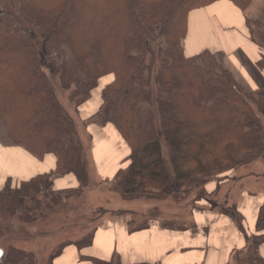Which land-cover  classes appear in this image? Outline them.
<instances>
[{
    "label": "trees",
    "instance_id": "16d2710c",
    "mask_svg": "<svg viewBox=\"0 0 264 264\" xmlns=\"http://www.w3.org/2000/svg\"><path fill=\"white\" fill-rule=\"evenodd\" d=\"M214 1L0 0V133L37 157L53 153L55 170H70L86 186L83 148L54 78L79 103L91 95L100 77L112 75L92 116L101 126L112 124L129 147L130 162L113 175L117 191L130 198L181 199L200 188L205 196L195 198L191 210L216 208L209 199L216 191L209 194L205 185L234 180V174L222 175L263 156L264 98L261 92L247 91L222 67L220 52L185 56L180 45L187 28L184 13ZM230 1L244 10L251 0ZM246 25L251 39L264 49V26L250 20ZM160 37L165 39L162 57L147 49ZM257 65L264 68V55ZM249 124L256 128L246 130ZM48 178L37 176L20 189L7 185L0 190V210L15 215L16 199L23 192L38 204L39 196L55 204L58 196L49 192ZM219 212L244 233L235 204ZM176 222L180 226H159L181 229L187 219L169 220ZM129 224L132 232L149 223L133 229ZM255 231L245 235V247L235 250L228 264H264L258 251L264 242V202ZM93 234L77 250L90 246ZM79 258L122 264L118 255L109 260ZM0 264L35 262L30 253L10 248L0 249Z\"/></svg>",
    "mask_w": 264,
    "mask_h": 264
},
{
    "label": "rangeland",
    "instance_id": "374dc122",
    "mask_svg": "<svg viewBox=\"0 0 264 264\" xmlns=\"http://www.w3.org/2000/svg\"><path fill=\"white\" fill-rule=\"evenodd\" d=\"M186 15L185 12L183 20H186ZM183 24L185 25L184 21H181V25ZM164 41L165 39L160 37L155 43H148V51L162 57L165 52ZM182 41L183 38L180 39L181 46ZM221 65L228 70L223 65L222 56ZM228 71L232 74L230 70ZM112 74L114 75V73ZM233 77L235 78L234 75ZM111 78L113 79L111 75L100 77L98 85L94 87L91 95L84 102L79 103L76 98L70 100L69 90L60 86L57 76L54 78L59 101L73 118L77 136L83 148L87 165L86 186L82 185L80 182L83 181L79 180L70 170L56 171V157L53 153L47 152L43 156L37 157L23 147L14 145L0 133V145L22 149L21 157H16L23 166H26V169L19 174L11 175L7 172L0 175V190H3L7 185L12 189H20L37 176L48 175L49 192L58 196L55 204L49 203L48 198L39 196L38 204L35 200L27 199L23 192L16 199L15 215L5 214L0 210L1 250L5 251L11 248L18 252L30 253L35 264H47L49 257L56 253L59 246L66 245L54 258L53 264H55L63 252L71 251V248L77 249V245H81V243L87 244L92 232L104 222L121 220L126 224V227L130 223L128 227L131 229L143 226L153 220L158 224L161 222V224L180 226L177 225V222L169 224V220L175 218L176 221L179 219L181 223L186 221L193 208V200L205 196L201 189L197 188L181 199L169 196L157 198L154 195L145 196V198H136L137 196L130 198L117 191L113 176L110 177L106 174L104 176L108 178H105L98 173V167L93 161V154L97 151H100L107 160H110V156L117 151V163L114 161L113 166H117L118 169L125 167L130 162L128 155L118 162L122 154L112 142L113 134L116 137L119 134L115 127L110 123L101 126V123L92 116L101 104V89L106 85L103 83L105 79ZM235 80L237 79L235 78ZM262 112H264V102ZM255 128V124L245 126L246 130ZM107 129H110L111 132ZM121 141H123L124 147H128L123 139ZM30 156L37 161V164L27 161ZM44 156H49L50 161L44 162ZM262 160L263 156L248 165L238 167L236 180L224 186L221 193L222 199H226L228 195H237L240 188L264 190V163ZM48 204L49 206H47ZM201 204L204 205L205 202H201ZM87 248L89 249V247ZM87 248H84L83 251L86 255L87 252L90 255L91 250ZM235 263L231 261L230 264Z\"/></svg>",
    "mask_w": 264,
    "mask_h": 264
},
{
    "label": "crops",
    "instance_id": "0c3cea01",
    "mask_svg": "<svg viewBox=\"0 0 264 264\" xmlns=\"http://www.w3.org/2000/svg\"><path fill=\"white\" fill-rule=\"evenodd\" d=\"M246 20L264 26V0H251L244 10L230 0H217L192 9L187 14L182 48L185 56H193L204 50L220 52L224 67L232 72L238 82L248 91L261 92L264 98V68L257 65L264 55V49L251 39ZM111 80L105 79L103 85ZM121 140L119 134L118 137L113 134L112 142L122 154L118 162L129 153V148L124 147ZM116 157L117 154L113 153L107 160L100 151L94 153L93 161L98 173L105 178H108L104 176L106 174L112 177L118 169L113 166L114 161L117 163ZM49 161L50 157L44 156V162ZM28 162L37 164L35 159ZM228 174L236 176L234 171L222 176ZM232 179L207 183L205 190L209 194L213 195L216 191L214 196L209 197L212 203H216V208L208 205L209 208L191 210L187 223L181 229L160 227L157 221H151L145 228L129 232L123 221H107L94 231L92 243L88 246L90 255L88 252L85 254L84 248L81 251L71 248V251L63 252L55 264H61L64 253L71 254L72 257L68 259H72L73 264H93L81 260L80 256L109 260L113 255H118L122 264H182L180 258L186 254L195 255L197 264H228L233 252L245 247V235L257 234V212L264 202V190L251 188H240L237 195L222 199L224 186ZM232 204L243 217L241 224L245 234L227 215L219 212L220 208ZM258 251L264 258V242Z\"/></svg>",
    "mask_w": 264,
    "mask_h": 264
},
{
    "label": "bare ground",
    "instance_id": "6f19581e",
    "mask_svg": "<svg viewBox=\"0 0 264 264\" xmlns=\"http://www.w3.org/2000/svg\"><path fill=\"white\" fill-rule=\"evenodd\" d=\"M111 132L110 129H107ZM23 154L22 149L17 147H5L0 145V175L4 173L18 174L25 170V166L17 159ZM115 154L118 155L116 151ZM17 156V157H16ZM28 161H34L33 157H29ZM71 254L64 253L60 261L61 264H73L74 261L71 258ZM182 264H197V257L195 255H183L180 258ZM76 264V263H74Z\"/></svg>",
    "mask_w": 264,
    "mask_h": 264
}]
</instances>
